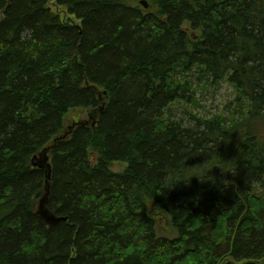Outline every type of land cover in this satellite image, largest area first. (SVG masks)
<instances>
[{"label":"trees","instance_id":"trees-1","mask_svg":"<svg viewBox=\"0 0 264 264\" xmlns=\"http://www.w3.org/2000/svg\"><path fill=\"white\" fill-rule=\"evenodd\" d=\"M141 1L0 0V264H264V0Z\"/></svg>","mask_w":264,"mask_h":264},{"label":"rangeland","instance_id":"rangeland-1","mask_svg":"<svg viewBox=\"0 0 264 264\" xmlns=\"http://www.w3.org/2000/svg\"><path fill=\"white\" fill-rule=\"evenodd\" d=\"M236 93L233 87L229 83H223L219 90H214L212 87H208L202 92L198 93L197 98L199 100L200 107L193 108L192 106H186L182 104L176 109L182 114L189 112L198 117L205 119H211L214 115H220L225 113L230 115L233 112L234 106L232 107L233 100L235 99ZM190 121L196 122V120H191L190 115H186ZM126 164L116 163L113 165L112 169L116 172H121L125 169Z\"/></svg>","mask_w":264,"mask_h":264},{"label":"water","instance_id":"water-1","mask_svg":"<svg viewBox=\"0 0 264 264\" xmlns=\"http://www.w3.org/2000/svg\"><path fill=\"white\" fill-rule=\"evenodd\" d=\"M141 4L144 5L146 8L148 7V4L146 1H142ZM49 151H50V149L44 151L42 154H40V157L38 159L35 157L34 160H37V161H35L33 163L34 166H37L46 172L48 180L51 179V173H52V168H51V164H50V156L48 155ZM48 221L53 222L54 219L48 218Z\"/></svg>","mask_w":264,"mask_h":264}]
</instances>
